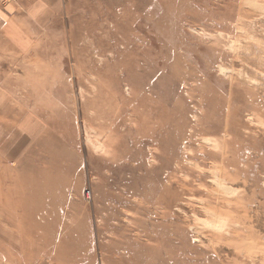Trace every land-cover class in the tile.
I'll list each match as a JSON object with an SVG mask.
<instances>
[{
	"label": "rangeland",
	"instance_id": "rangeland-1",
	"mask_svg": "<svg viewBox=\"0 0 264 264\" xmlns=\"http://www.w3.org/2000/svg\"><path fill=\"white\" fill-rule=\"evenodd\" d=\"M9 6L0 264H264V0Z\"/></svg>",
	"mask_w": 264,
	"mask_h": 264
},
{
	"label": "crops",
	"instance_id": "crops-1",
	"mask_svg": "<svg viewBox=\"0 0 264 264\" xmlns=\"http://www.w3.org/2000/svg\"><path fill=\"white\" fill-rule=\"evenodd\" d=\"M14 6H9L6 9H3L0 7V22L2 23V29L6 28L7 26L13 27L17 30V31H22L21 28L19 27L20 25L17 24L16 25V21L14 20V15H13V10H14ZM13 11V12H12ZM10 13V15H9ZM15 21V22H14ZM17 22H21L19 19H17ZM36 27H34V24H32V26H25V32L27 33V39L29 41L32 40V38L36 37L37 34L36 32L39 31L36 30L34 31ZM6 30V29H5ZM11 36H14V33L12 32V34H10ZM17 38H19L21 36V32H18L15 35ZM21 46V45H20ZM4 95L0 92V109H2L3 105L6 103L5 98H3ZM12 183H10L11 185ZM12 189V187H9ZM9 202H5L4 204H2V206L0 205V226L2 227L3 231H4V235L6 237H8V240H6V243H4L3 245L0 246V254H8V253H15V247L13 245H11V242H13L11 239L14 237V233L12 231V227L13 226V222H14V210L13 207L15 206V201L17 202V206H19V204L23 205L22 203H20V200L18 197H12L8 199ZM6 221L8 223H6ZM73 237H75L73 235ZM10 243V244H9ZM42 248L40 249L39 252H42ZM3 258V257H2Z\"/></svg>",
	"mask_w": 264,
	"mask_h": 264
},
{
	"label": "built area",
	"instance_id": "built-area-1",
	"mask_svg": "<svg viewBox=\"0 0 264 264\" xmlns=\"http://www.w3.org/2000/svg\"><path fill=\"white\" fill-rule=\"evenodd\" d=\"M16 1H18V0H0V3H1V4H10V3H14V2H16ZM85 196H86L87 198H89V197H90V191L86 190V192H85Z\"/></svg>",
	"mask_w": 264,
	"mask_h": 264
}]
</instances>
